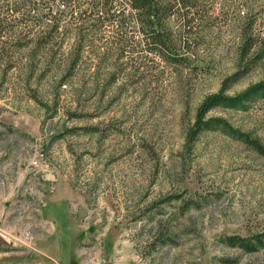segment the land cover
<instances>
[{
  "label": "rangeland",
  "instance_id": "1",
  "mask_svg": "<svg viewBox=\"0 0 264 264\" xmlns=\"http://www.w3.org/2000/svg\"><path fill=\"white\" fill-rule=\"evenodd\" d=\"M185 2L168 21L186 63L138 47L135 10L125 6L128 23L92 37L61 84L57 62L37 57L35 44L10 46L3 32L0 264H264V246L220 240L264 229V154L220 129L187 137L206 96L236 95L264 77L263 55L229 78L253 55L238 53L247 12L264 37V0ZM209 116L264 141V97Z\"/></svg>",
  "mask_w": 264,
  "mask_h": 264
},
{
  "label": "trees",
  "instance_id": "2",
  "mask_svg": "<svg viewBox=\"0 0 264 264\" xmlns=\"http://www.w3.org/2000/svg\"><path fill=\"white\" fill-rule=\"evenodd\" d=\"M4 5L0 11V39L5 42L3 32H11L7 37L10 46H22L35 44L37 57L57 62L59 69L65 71L64 83L67 77L72 78L78 73L80 65L85 60L87 47L92 37L105 26L112 25L119 29L128 23L124 7L134 9L137 29L141 32L140 38L135 44L144 45V50L154 52L170 62H185L186 58L178 54L177 46L170 35L169 16L174 15L182 7L186 6L185 0H3ZM243 11V10H242ZM8 15L13 16L7 17ZM244 12V11H243ZM18 13V17H14ZM258 16L255 12H247L241 24L242 40L239 45V56L242 58L250 55L244 68H240L230 79L243 76L257 61V57L264 55V37L259 27ZM26 26L27 32H15V28ZM37 26V35L30 33ZM31 28V29H30ZM33 36V37H32ZM73 39L72 41H70ZM140 40L142 42H140ZM126 38L118 35L114 39L116 54H124ZM40 50V51H39ZM131 50H134V46ZM38 61V58H37ZM107 73L110 84L116 82L118 68ZM77 89V88H75ZM264 97V77L253 83L236 95H226L221 92L209 94L198 106L193 125L187 132L189 140L196 138L198 132L205 129H220L224 133L237 138L257 152L264 154V141L232 127L225 118L220 116L204 117L206 111L213 107L244 109L250 101ZM190 205L189 202L184 201ZM183 203V204H184ZM169 238V237H168ZM220 240L229 245L251 252L264 246V229L250 234H226ZM166 239H162L165 242ZM228 260V259H226Z\"/></svg>",
  "mask_w": 264,
  "mask_h": 264
},
{
  "label": "built area",
  "instance_id": "3",
  "mask_svg": "<svg viewBox=\"0 0 264 264\" xmlns=\"http://www.w3.org/2000/svg\"><path fill=\"white\" fill-rule=\"evenodd\" d=\"M42 154H43L42 152H39V153H38L39 156H42ZM31 163H32L34 166H36V167H37V165L39 164L38 161H37V159H33V160L31 161Z\"/></svg>",
  "mask_w": 264,
  "mask_h": 264
}]
</instances>
